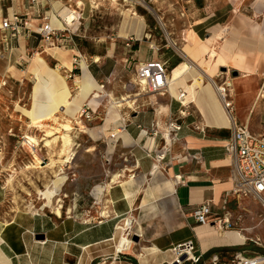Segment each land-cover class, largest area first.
Instances as JSON below:
<instances>
[{"label":"crops","instance_id":"0c3cea01","mask_svg":"<svg viewBox=\"0 0 264 264\" xmlns=\"http://www.w3.org/2000/svg\"><path fill=\"white\" fill-rule=\"evenodd\" d=\"M71 1L84 2L82 18L89 26L93 13L90 0ZM189 1L187 19L180 29L173 30L185 61L179 59L169 70V45L162 52L155 40L148 39V32L153 30L142 16L126 25L123 22L118 35L101 40L87 35L94 42L91 45L80 40L83 35L78 34L47 41L38 29L45 23V16L54 28L63 27L56 13L64 2L50 0L34 5L30 0H0V27L4 19L15 14L21 15L22 24L28 23L17 36L0 30L6 37L0 42V74L14 71L25 56L34 55L28 68L37 79L32 108L24 110L31 120L53 110L55 98L63 116L77 119L87 105L95 113V120L110 96L107 87L117 82L131 61L135 66L164 63L170 79L176 72L180 76L164 94L137 96L132 100L133 107H111L107 116H118L120 132L113 135L114 144L119 143L114 160L120 168L112 177L120 178L108 183L89 177L73 179L69 183L74 188L72 203L66 212L59 204L61 217L45 210L10 214L6 209L8 189L0 174V264H173L175 249L190 241L203 264H214L215 257L218 264H232L239 254L246 259L264 257L256 252L259 245L255 238L244 233L254 229L244 225L257 213L255 199L229 195L235 185L233 159L226 151L232 127L213 87L219 74H232L235 120L264 135V107H256L254 86L264 78V0ZM36 55L42 61L33 63ZM57 71H63L71 82ZM47 79L51 81L48 86ZM243 82L248 85L240 91L237 88ZM101 85H105V95L94 98L101 92ZM58 93L61 100L55 97ZM111 103L109 100L108 106ZM172 119L182 124L179 140L158 168L155 155L160 137L152 130L156 123L163 130ZM67 182L60 184L59 191ZM204 203H209L212 210L209 225L198 223L194 217L195 209ZM224 208L234 222L242 216L237 228L227 230L216 224L223 218ZM240 233L245 235L244 240L238 238ZM215 250L222 252L205 258Z\"/></svg>","mask_w":264,"mask_h":264},{"label":"rangeland","instance_id":"374dc122","mask_svg":"<svg viewBox=\"0 0 264 264\" xmlns=\"http://www.w3.org/2000/svg\"><path fill=\"white\" fill-rule=\"evenodd\" d=\"M141 1L152 8L154 12L142 6L140 1H137L135 5H129L119 0L113 2L110 0H97L96 2L100 3V5L91 14V24L88 26L85 24L86 21H83L82 27L78 31V35H83L80 40L91 45L94 42H90L87 35L97 36V38H100L98 40L105 38L107 35H118L123 22L126 25L127 22L131 23V21L141 20L139 17L128 15L127 11L130 9L147 21L149 28L153 30V32H148V35H151L148 36V39L155 40L162 52L167 50L164 46L169 45L168 53H170L171 59L167 61V55L164 52V60L167 61L170 70V66L179 59H184L183 61H185L183 54L170 43V37L175 39L173 30L180 29L184 24L183 21L187 19L188 6L191 2L189 0ZM88 4L89 1L85 8L87 12L89 9ZM158 16L163 18L165 27L160 24ZM52 27L54 28L55 26L53 25ZM165 30L170 36L166 34ZM123 34V30H121V35ZM4 38H6L5 35H0V42ZM176 43L179 47H182L180 42L176 41ZM33 56L32 54L25 56L22 64L18 68L15 67L14 71L0 74V174L8 189L6 209L10 214L21 211L37 213L44 212V210L47 213H52L53 209L58 207L59 204L63 206L66 212L72 203L71 192L74 188L69 183L73 179L89 177L92 180L105 183L111 182V180L114 181L115 178L112 177V173L120 168V166L116 165L119 143L114 144L115 137L113 136L117 135L118 129L116 125L118 121L111 124L108 123L112 119L111 116H107L108 111L114 108L121 109L117 108L119 105L117 106L114 102H120L121 107L124 104H130L133 107L134 105L131 104V101L135 100L137 96L150 97L155 95V93L145 90V86L139 83L136 75L137 66L134 65V61H131L122 70L123 72L120 73L117 82H113L110 85L111 87H107V92L110 93V96L101 106L95 120L87 121L81 118V121L78 117L74 119L73 117L63 116L60 110L58 111V122L47 121L44 128L37 129L32 124L30 116L24 112V110L32 108L33 86L37 80L35 75L28 69ZM46 61L51 68L56 69L51 60L46 59ZM59 71L57 73H60L67 82H71V79L63 71ZM171 79L173 78L171 77ZM233 79L232 74L229 76L219 74V77L215 79L218 84L215 81L214 83L218 88L224 83H231L229 91L234 102L236 95L231 82ZM69 85L72 86L71 84ZM246 85L248 84L243 82L242 86L237 89L241 91ZM254 86L257 87L255 95L256 107L263 108L264 78L259 83H254ZM123 98H126L128 102L123 101ZM109 100L112 103L108 106ZM112 106L113 109L111 108ZM225 116L227 123L230 124V119L226 113ZM68 121L73 127L70 135L73 139L74 154L69 162H65L67 156L61 154L62 141L58 140L56 141L57 143H54L55 141L53 140L61 133H64L60 124H67ZM77 121L80 123H77ZM57 129H61V131L59 132ZM87 129L89 131L85 133L84 131ZM48 130L53 132L50 137L46 133ZM46 140L53 141L51 146H46ZM29 141L36 147L31 146ZM34 152L37 156H34ZM115 158L116 161L114 160ZM107 159L110 161L108 162ZM118 161H120L119 158ZM52 162H56V168L54 165L52 166ZM51 166L52 168H50ZM67 180L66 188L63 186L61 191H59L60 184ZM64 193L67 195L64 196ZM56 194L60 195L53 199ZM254 201L256 207H258L257 213L253 214L250 211H246L253 215L250 218L248 217V221L244 225L247 227L244 228L254 227L255 230L250 229L251 231L248 230L244 233H247L248 236L255 238L260 243L256 252L264 255V234L262 235V231H264V205L258 200ZM247 210L251 209L247 208Z\"/></svg>","mask_w":264,"mask_h":264},{"label":"built area","instance_id":"2783aa9c","mask_svg":"<svg viewBox=\"0 0 264 264\" xmlns=\"http://www.w3.org/2000/svg\"><path fill=\"white\" fill-rule=\"evenodd\" d=\"M44 1L50 0H30L32 4H42ZM65 3L64 7H68L72 11L79 14V19H74V23H77V28L72 29L67 21L63 19L58 12L57 17L62 22V28L56 29L48 22L49 16H45V23L39 27L38 33L47 41L60 37L64 34L75 36L82 27V13L81 8L83 3L75 2L71 0H58ZM97 0H90L91 10L97 9L100 3ZM113 2V0H110ZM125 4L135 5L137 1L141 0H119ZM75 14V13H74ZM22 17L19 14L13 15L11 18H6L1 24V31H11L17 36L22 33L24 29H27L28 23L22 24ZM129 46V44H128ZM137 80L142 86H145L151 93L164 94L168 90V68L164 63L160 62H147L141 63L137 66ZM146 82V83H145ZM223 91L219 93L220 101L232 120V135L226 145V151L231 155L233 159V169L235 175V185L230 191L229 195L237 198H253L260 201L264 205V135L253 133L247 125L238 124L234 118V102L230 95V84L224 83ZM105 85H101V92L95 94L94 98H101L105 95ZM95 113L84 106L81 114L78 118H84L87 121L94 119ZM183 115V112L181 113ZM82 121V119H81ZM182 129V124L178 122V119H172L168 122L167 126L160 130L159 124H155V128L152 133L156 137H160V146L155 155L157 167H160V163L165 160L166 154L170 151L173 144L178 142L179 133ZM224 215L221 220H218L216 224L224 226L227 230H233L242 222V216H239L236 221L232 220L230 213L226 208L223 209ZM212 214L211 206L209 203H204L198 206L194 211V217L198 223L202 225H209V217ZM260 246L258 241H255ZM176 261L173 264H184L191 262L197 264L201 257L196 254V247L192 241L179 245L176 249ZM186 257L183 260V257ZM237 261L232 264H260L264 262L263 256H257L254 258H242L239 254L236 256ZM214 264H218V257L213 259Z\"/></svg>","mask_w":264,"mask_h":264},{"label":"bare ground","instance_id":"6f19581e","mask_svg":"<svg viewBox=\"0 0 264 264\" xmlns=\"http://www.w3.org/2000/svg\"><path fill=\"white\" fill-rule=\"evenodd\" d=\"M20 1V0H19ZM113 1H118V0H113ZM140 4L142 5V6H144L146 9H148L149 11H151V12H154V10L152 9V8H150L149 6H147L146 4H144L142 1H140ZM59 10H58V14L63 18V19H65L66 21H67V23H68V25L72 28V29H76L77 28V23L75 22H73L74 21V19H79V14H76V12H74V11H72L71 9H69L68 7H64V6H61L60 8H58ZM130 11V12H129ZM75 13V14H74ZM127 13H128V15L130 14V16L131 17H139V18H141L140 16H138L133 10H128L127 11ZM142 19V18H141ZM158 19H159V21L161 22L160 24L163 26V27H165L166 25H165V23H164V21H163V18L161 17V16H158ZM166 32H167V30H165ZM167 35H169L170 36V34L167 32L166 33ZM170 43L172 44V45H174L176 48H177V50L181 53V54H183V56H184V53H183V51H182V49L178 46V44L176 43V41L173 39V38H171L170 37ZM169 44V43H168ZM37 55H39V54H37ZM33 59V58H32ZM32 59H31V61H32ZM42 61V58L40 57V56H36V57H34V60H33V63H37V61ZM98 60V59H97ZM44 62V61H43ZM33 65V64H32ZM35 65V64H34ZM30 67V66H29ZM15 69V68H14ZM58 72V71H57ZM40 72L39 71H37V73H36V75L39 77L40 76ZM59 75H60V73H58ZM25 76H26V74H25ZM60 78V77H59ZM180 79V76L178 75V72H176V74H175V76L173 77V79H170L169 77H168V84H170V83H176L178 80ZM43 80V79H42ZM44 82H45V80H44ZM181 82V81H180ZM45 83H47V86L48 85H50L51 84V81L49 80V79H47L46 80V82ZM146 83V82H145ZM183 83V82H182ZM64 85V84H63ZM46 86V85H45ZM36 87H37V85H36ZM42 87V86H41ZM40 87V88H41ZM52 87V86H51ZM213 87H214V89L216 90V93H217V97L219 98V101H220V96H219V93L221 92V91H223V88H224V86L222 85V86H220L219 88L217 87V85L215 84V83H213ZM44 89V88H43ZM65 89V88H64ZM83 90V89H82ZM173 90H175V89H173ZM38 91V90H37ZM67 91V90H66ZM171 91H172V89H171ZM52 92H53V88H52ZM52 92H51V94H52ZM59 94H61V93H58L57 94V96H55V97H58L60 100H61V96L59 97L58 95ZM172 94H173V92H172ZM62 95H63V93H62ZM177 96V95H176ZM66 97H67V95H66ZM68 98V97H67ZM57 98H55V101H56V107L53 109V110H47L48 112H47V114L46 115H44V116H42V117H38V118H35L34 116V118L32 119V124L35 126V127H37V129L38 128H44L45 127V122H47V121H53V122H58V111H60V107H58L57 106V100H56ZM66 100H68V99H65V101ZM122 100H124V101H127V99L126 98H123ZM54 101V102H55ZM59 102H61V101H59ZM128 102V101H127ZM132 102V101H131ZM130 101H129V103H131ZM220 103H221V101H220ZM64 104V103H63ZM114 104H116L118 107H121L120 106V102H114ZM132 104V103H131ZM69 105L70 104H65V108H67V109H69ZM125 105V104H124ZM128 105H130V104H128ZM221 105H222V103H221ZM132 105H130V107H131ZM37 107V106H36ZM117 107V108H118ZM123 107V106H122ZM222 108H223V111L228 115V113L226 112V110L224 109V107H223V105H222ZM35 109V108H34ZM57 112V113H56ZM60 112H62V111H60ZM45 113V112H44ZM33 114V113H32ZM110 117V116H109ZM113 117H114V115H111V118L113 119ZM228 117H229V115H228ZM110 120L108 123H112V122H117L118 121V116L117 115H115V120L113 119V120ZM229 119H230V117H229ZM108 121V120H107ZM230 121V124L229 125H232V120L230 119L229 120ZM77 123H80L79 121H77ZM107 123V122H106ZM30 126V125H29ZM60 126H61V128H62V130L64 131V133H61L59 136H57V137H55L54 138V140L53 141H55L54 143H57L56 141H58V140H61L62 142V149H61V154L62 155H66L67 156V159L65 160V162H69L70 160H71V157L73 156V139L71 138V135H70V133H71V131L73 130V127H71V125H70V123H69V121H68V123L67 124H60ZM46 127H48V126H46ZM56 130V129H55ZM59 132L61 131V129H57ZM88 131H89V129H87V130H85L84 132L85 133H88ZM47 133V136H52L53 135V132L52 131H47L46 132ZM56 134V133H55ZM52 140L51 141H49V140H46V146H51V143L53 142ZM29 144L31 145V146H33V147H36L31 141H29ZM30 146V147H31ZM31 150V149H30ZM39 154V153H38ZM34 156H37L36 155V153L34 152ZM73 159V158H72ZM60 160V159H59ZM61 161V160H60ZM55 163L56 162H52V166L54 165V167H55ZM62 163H64V161H62ZM58 164H60L59 162H58ZM49 166V165H48ZM52 166L50 167V168H52ZM60 166V165H59ZM56 168V167H55ZM59 168V167H58ZM125 171V170H124ZM117 175V174H116ZM115 176V175H114ZM113 176V177H114ZM117 177H119V176H116V178H115V180L117 179ZM120 178V177H119ZM122 178V177H121ZM13 179V178H12ZM10 180V179H9ZM118 180V179H117ZM120 180V179H119ZM10 182V181H9ZM12 184V183H11ZM115 184V183H114ZM8 185V184H7ZM110 185V184H109ZM53 211H54V213H56L58 216H60L61 217V214H62V209H61V206L59 205L58 207H56V208H54L53 209ZM106 213V212H105ZM56 215V216H57ZM69 215V214H68ZM239 233V232H238ZM238 238L240 239V240H244L246 237H245V235L244 234H242V233H240L239 235H238Z\"/></svg>","mask_w":264,"mask_h":264},{"label":"trees","instance_id":"16d2710c","mask_svg":"<svg viewBox=\"0 0 264 264\" xmlns=\"http://www.w3.org/2000/svg\"><path fill=\"white\" fill-rule=\"evenodd\" d=\"M221 252H222V250H215V251H213V252H210L208 255H206L205 258H209L213 253L221 254ZM184 264H191V263L186 262V263H184ZM197 264H203V262H202V258L200 259V262L197 263Z\"/></svg>","mask_w":264,"mask_h":264},{"label":"water","instance_id":"95a60500","mask_svg":"<svg viewBox=\"0 0 264 264\" xmlns=\"http://www.w3.org/2000/svg\"><path fill=\"white\" fill-rule=\"evenodd\" d=\"M233 75L236 76V74H233ZM185 259H186V257L184 256V257H183V260H185Z\"/></svg>","mask_w":264,"mask_h":264}]
</instances>
